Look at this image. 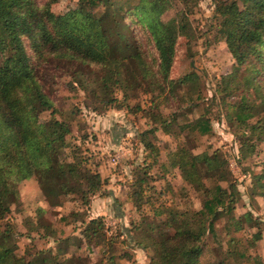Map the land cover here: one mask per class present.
Returning a JSON list of instances; mask_svg holds the SVG:
<instances>
[{"label":"rangeland","instance_id":"1","mask_svg":"<svg viewBox=\"0 0 264 264\" xmlns=\"http://www.w3.org/2000/svg\"><path fill=\"white\" fill-rule=\"evenodd\" d=\"M34 1L38 6H48L56 15L79 7L78 0ZM229 1L167 0L169 7L158 19L166 21L185 14L191 31L189 36H177L170 61L163 65L156 59L150 31L134 18L133 34L143 43L149 71L145 80L130 90L126 106L106 105L107 98L97 100L90 86H80L81 79L95 77L91 73L102 74L97 72L98 66L54 56L38 62L25 41L36 77L56 110L54 116L70 123L71 133L65 136L67 145L63 150L66 160L81 159L85 168L99 172L105 183L89 205L75 191L64 195L60 205L50 206L35 177L19 181L18 201L11 205L6 217L15 226L17 255L29 259L41 249L54 252L59 239L77 236L82 239L80 247L78 242L69 244L65 257L80 255L82 264H109L110 257L112 264H150L153 249L147 245V236L136 231L135 226L149 229L147 225L151 223L154 231L162 229L171 235L172 229L159 223L164 215L157 216L155 212L169 206L180 210L201 207L202 193L188 184L168 159L172 151L186 143L194 153L216 151L240 193L232 212L240 223L230 226L228 234L224 228L228 216L218 218L215 234L207 233L201 238L200 263L220 261L232 236L250 255L264 258V195L259 194L264 177H257L264 174V131L258 126V119L264 115V73L249 70V60L238 65L229 50L222 18L216 12L218 4ZM121 14L128 18L132 10ZM109 94L122 97L119 90H110ZM248 104L258 111L247 120V126L232 123V114ZM159 115L176 117L181 129H175L177 135L162 130ZM201 115L210 122V132L199 135L188 131L186 123ZM50 117V111L39 115L40 121ZM219 184L226 187L224 181ZM251 189L256 191L253 196ZM38 207L45 210L43 217L53 234L44 236V228H38ZM246 211L256 218V223L240 218ZM86 215L103 216V234L96 241L84 238L81 218ZM153 221L160 225L155 226ZM256 231L261 237L250 246ZM226 262L250 264L232 258Z\"/></svg>","mask_w":264,"mask_h":264},{"label":"trees","instance_id":"2","mask_svg":"<svg viewBox=\"0 0 264 264\" xmlns=\"http://www.w3.org/2000/svg\"><path fill=\"white\" fill-rule=\"evenodd\" d=\"M78 1L77 9L56 15L48 6H38L34 0H0V264H82L80 255L65 257L69 244L78 242L80 247L82 239L77 236L59 239L54 252L41 249L29 259L17 255L15 226L6 217L11 205L18 201L19 181L35 177L50 206L60 205L64 195L75 191H79L83 203L89 205L91 197L105 183L99 172L85 168L81 159L66 160L63 150L67 145L65 136L71 133L70 123L54 116L56 110L36 77L25 41L38 62L54 56L98 66L97 72L102 74L91 73L95 77L88 81L81 79L80 86H90L97 100L107 98L106 105L120 107L126 106L130 90L144 81L149 71L143 43L133 34L134 18L150 31L160 65L169 63L177 36H189L191 31L185 14L166 21L158 19L169 7L167 0ZM130 5L132 7H127ZM97 8L101 10L98 13L94 11ZM129 10L132 15L122 17L121 13ZM216 12L222 18L228 47L236 63L244 65L249 60L252 63L249 70L264 73V0H230L218 4ZM110 90L121 91L122 97L109 94ZM43 111L51 114L46 121L39 119ZM257 111L249 104L242 105L230 120L246 127L247 120ZM159 117H162L159 123L165 133L177 135V128L181 130L174 115ZM258 122L264 131V115ZM185 126L199 135L210 132V122L202 115ZM216 153H194L182 143L169 154V162L178 167L183 179L203 196L198 210L169 206L154 213L164 215L159 223L171 228V235H166L162 229L154 231L151 223L147 225L149 229L135 226L136 231L147 236V245L153 249L150 264H201V238L207 233L215 234L216 220L228 216V224L224 225L228 234L230 226L240 223L234 220L232 213L240 193ZM257 177L263 178L264 174ZM220 181L226 182V187L220 185ZM250 191L251 196L256 193ZM259 192L264 195V182L259 184ZM36 211V224L44 228L43 235L53 234L43 217L45 210L38 207ZM240 218L256 223V218L248 211ZM81 221L85 239L96 241L102 236L103 216H83ZM159 223L153 221L155 226ZM260 237V231H256L250 246ZM228 242L225 256L216 264H227V258L264 264V258L250 255L240 245V240L232 236ZM139 244L146 247L143 241ZM111 259L109 264H112Z\"/></svg>","mask_w":264,"mask_h":264}]
</instances>
